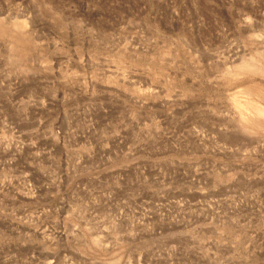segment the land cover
<instances>
[{"label": "rangeland", "instance_id": "obj_1", "mask_svg": "<svg viewBox=\"0 0 264 264\" xmlns=\"http://www.w3.org/2000/svg\"><path fill=\"white\" fill-rule=\"evenodd\" d=\"M263 109L264 0H0V264H264Z\"/></svg>", "mask_w": 264, "mask_h": 264}, {"label": "bare ground", "instance_id": "obj_2", "mask_svg": "<svg viewBox=\"0 0 264 264\" xmlns=\"http://www.w3.org/2000/svg\"><path fill=\"white\" fill-rule=\"evenodd\" d=\"M20 26H21V25H20ZM253 102H254V101H253ZM244 103H245V102H244ZM247 103H248V101H247ZM242 104H243V103H242ZM250 104H251V103L249 102V104H248L247 106L250 107V106L252 105V104H251V105H250ZM253 104H254V106L252 105V107L255 108V107H256V106H255V105H256V102L253 103ZM244 105H246V104H244ZM249 107H248V108H249ZM252 107H250V108H252ZM244 108H245V107H244ZM257 108H258V106H257ZM257 108H256V109H257ZM251 110H253V109H250V111H251ZM254 110H255V109H254ZM258 110H259V108H258ZM260 110H261V109H260ZM263 110H264V109H263ZM248 113H249V112H248ZM252 113H255V112L253 111ZM245 114H246V112H245ZM249 114H250V113H249ZM256 114H258V113H256ZM254 115H255V114H254ZM244 116H245V115H244ZM252 116H253V115H252ZM248 118H249V117H248Z\"/></svg>", "mask_w": 264, "mask_h": 264}]
</instances>
